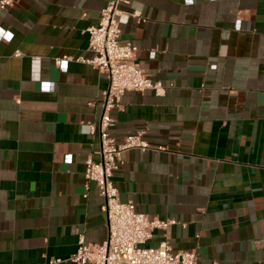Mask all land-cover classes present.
Segmentation results:
<instances>
[{
    "label": "crops",
    "instance_id": "0c3cea01",
    "mask_svg": "<svg viewBox=\"0 0 264 264\" xmlns=\"http://www.w3.org/2000/svg\"><path fill=\"white\" fill-rule=\"evenodd\" d=\"M107 1L14 0L0 12V264H74L79 235H107L84 177L99 160L107 77L78 60L92 56L85 29ZM128 1L132 64L166 88L127 91L111 112L117 142L141 130L150 144L122 153L119 199L176 220L146 245L166 238L199 264H264V0Z\"/></svg>",
    "mask_w": 264,
    "mask_h": 264
},
{
    "label": "built area",
    "instance_id": "2783aa9c",
    "mask_svg": "<svg viewBox=\"0 0 264 264\" xmlns=\"http://www.w3.org/2000/svg\"><path fill=\"white\" fill-rule=\"evenodd\" d=\"M128 3V0L107 1L98 22L85 29L92 56L78 59L107 77V86L102 91L101 113L96 123L100 141L99 160L87 159L84 169L86 182H94L102 197L100 209L105 213L107 235L98 243L86 242L83 235H79L77 249L70 260L74 264H199L195 251L173 250L166 238L155 246L146 245L154 230L166 231L176 220L149 218L137 211L132 201H121L114 184V172L122 164V153L128 149H149L150 144L143 138L141 130L117 142L109 134V129L115 124L112 110L121 106V97L127 91L141 93L150 90L160 95L166 88L132 64L137 47L130 40L121 38V25L129 16L120 6ZM13 4L14 0H0V12ZM132 16L139 17V14L134 12ZM3 34L0 29V38ZM69 60L68 56L59 57L55 64L61 67ZM83 127L85 132L94 133V123H86ZM157 149L164 150V147L158 146ZM59 261L50 259L43 264Z\"/></svg>",
    "mask_w": 264,
    "mask_h": 264
}]
</instances>
